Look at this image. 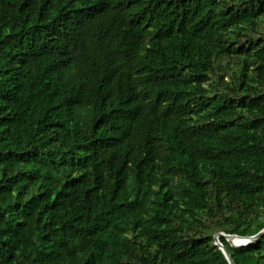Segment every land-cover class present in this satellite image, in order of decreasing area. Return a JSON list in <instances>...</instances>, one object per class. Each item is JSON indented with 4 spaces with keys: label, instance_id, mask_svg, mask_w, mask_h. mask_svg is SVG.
Listing matches in <instances>:
<instances>
[{
    "label": "trees",
    "instance_id": "16d2710c",
    "mask_svg": "<svg viewBox=\"0 0 264 264\" xmlns=\"http://www.w3.org/2000/svg\"><path fill=\"white\" fill-rule=\"evenodd\" d=\"M263 228L264 0H0V264H230L215 234Z\"/></svg>",
    "mask_w": 264,
    "mask_h": 264
},
{
    "label": "water",
    "instance_id": "95a60500",
    "mask_svg": "<svg viewBox=\"0 0 264 264\" xmlns=\"http://www.w3.org/2000/svg\"><path fill=\"white\" fill-rule=\"evenodd\" d=\"M264 235V228L259 231L257 234L254 235H248V236H242L239 234H231V233H226L223 231H220L217 233L215 239H216V244L219 245V247L222 249V251L224 252L227 260L229 261L230 264H235L229 250L227 249V247L224 245V243L220 240V237L224 236L227 238L228 241H231L232 237H239L244 239V241L240 242L239 244H234V246L236 247H240V246H244V245H248L251 244L253 242H255L256 240H258L260 237H262ZM233 243V242H232Z\"/></svg>",
    "mask_w": 264,
    "mask_h": 264
},
{
    "label": "bare ground",
    "instance_id": "6f19581e",
    "mask_svg": "<svg viewBox=\"0 0 264 264\" xmlns=\"http://www.w3.org/2000/svg\"><path fill=\"white\" fill-rule=\"evenodd\" d=\"M242 241H244V239L239 238L237 236L231 238V242H233V244H239Z\"/></svg>",
    "mask_w": 264,
    "mask_h": 264
},
{
    "label": "rangeland",
    "instance_id": "374dc122",
    "mask_svg": "<svg viewBox=\"0 0 264 264\" xmlns=\"http://www.w3.org/2000/svg\"><path fill=\"white\" fill-rule=\"evenodd\" d=\"M216 235H217V234H215V237H216ZM229 242H230V244H231L232 246H234V244H233L231 241H229ZM234 247H236V246H234Z\"/></svg>",
    "mask_w": 264,
    "mask_h": 264
}]
</instances>
